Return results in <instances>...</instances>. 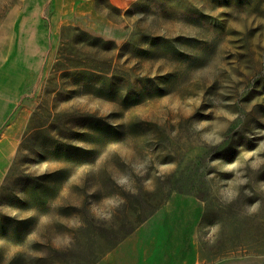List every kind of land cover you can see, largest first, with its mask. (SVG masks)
Instances as JSON below:
<instances>
[{
  "label": "rangeland",
  "instance_id": "374dc122",
  "mask_svg": "<svg viewBox=\"0 0 264 264\" xmlns=\"http://www.w3.org/2000/svg\"><path fill=\"white\" fill-rule=\"evenodd\" d=\"M13 123L0 264H264V0H0Z\"/></svg>",
  "mask_w": 264,
  "mask_h": 264
},
{
  "label": "crops",
  "instance_id": "0c3cea01",
  "mask_svg": "<svg viewBox=\"0 0 264 264\" xmlns=\"http://www.w3.org/2000/svg\"><path fill=\"white\" fill-rule=\"evenodd\" d=\"M110 1L116 5H122L130 0ZM52 2L58 16L74 18V16L89 14L93 10L95 0H52ZM24 126L21 127L16 123L9 124L0 137V177L4 176L10 168L23 136Z\"/></svg>",
  "mask_w": 264,
  "mask_h": 264
},
{
  "label": "trees",
  "instance_id": "16d2710c",
  "mask_svg": "<svg viewBox=\"0 0 264 264\" xmlns=\"http://www.w3.org/2000/svg\"><path fill=\"white\" fill-rule=\"evenodd\" d=\"M12 169H13V166H12Z\"/></svg>",
  "mask_w": 264,
  "mask_h": 264
}]
</instances>
